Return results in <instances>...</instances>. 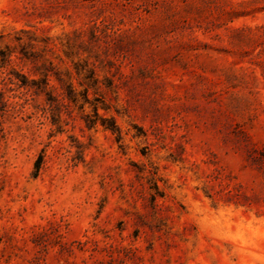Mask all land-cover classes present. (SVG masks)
<instances>
[{"label": "rangeland", "instance_id": "obj_1", "mask_svg": "<svg viewBox=\"0 0 264 264\" xmlns=\"http://www.w3.org/2000/svg\"><path fill=\"white\" fill-rule=\"evenodd\" d=\"M0 264H264V0H0Z\"/></svg>", "mask_w": 264, "mask_h": 264}, {"label": "trees", "instance_id": "obj_2", "mask_svg": "<svg viewBox=\"0 0 264 264\" xmlns=\"http://www.w3.org/2000/svg\"><path fill=\"white\" fill-rule=\"evenodd\" d=\"M41 165H42V156H39L37 162H36V170H37V173L40 171V168H41Z\"/></svg>", "mask_w": 264, "mask_h": 264}]
</instances>
